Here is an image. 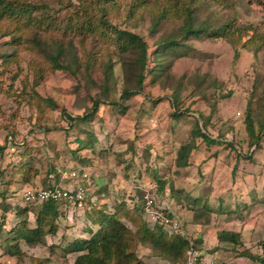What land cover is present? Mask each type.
Returning <instances> with one entry per match:
<instances>
[{
	"label": "rangeland",
	"instance_id": "374dc122",
	"mask_svg": "<svg viewBox=\"0 0 264 264\" xmlns=\"http://www.w3.org/2000/svg\"><path fill=\"white\" fill-rule=\"evenodd\" d=\"M24 1L32 6L29 19L0 18V191H5L3 205L11 209L3 213L0 207L4 223L0 264H73L84 252H68L67 245L89 239L95 230L83 214L89 207L73 210L62 205L52 234L43 235L34 246L22 241H8L7 246V233L18 221L12 209L20 203L23 189L19 175L14 174L16 181L10 175L23 161L41 174L55 165L93 169L89 197L94 196L95 182L111 183V193L106 195L110 203H104L109 212L112 204L121 201L131 210L135 196L140 198L144 189L152 193L158 181L170 186L168 191L166 184L157 189L155 201L161 206L168 195L180 204L185 201L182 194L169 193L174 185L189 190L203 180L226 186L227 168L214 175L219 164L231 167L236 162L242 177L247 176L243 185L263 189L264 130L253 149L248 145L244 116L249 101L254 131L264 123V44L259 40L264 38V0H112L104 4L109 26L138 36L146 47L142 92L122 102L121 91L132 89L138 72L134 54L119 56L110 38L85 32L87 15L77 0ZM187 2L194 7V24L205 23L213 29L230 22L233 40L210 34L197 39L178 36L182 20L177 18L162 20L151 30L159 7L167 5L177 12ZM170 37L177 43L175 48L166 45ZM108 61L110 71L104 70ZM93 100L98 108L90 116ZM67 116L83 118L66 122ZM203 124L201 132L215 144L195 136L196 127ZM182 145H194L195 155L184 182L172 171V157ZM252 152L254 160L246 161ZM36 208H29V229L34 228ZM182 208L177 216L171 214L174 226L168 231L181 236L179 220L189 210ZM239 213L228 218L233 226L222 228L234 229L242 222V244L258 255L264 243V205ZM123 222L134 235L139 222ZM134 244L131 248L142 264H167L149 246ZM219 254L220 261L211 258L215 264H258L234 257L229 244H222Z\"/></svg>",
	"mask_w": 264,
	"mask_h": 264
},
{
	"label": "trees",
	"instance_id": "16d2710c",
	"mask_svg": "<svg viewBox=\"0 0 264 264\" xmlns=\"http://www.w3.org/2000/svg\"><path fill=\"white\" fill-rule=\"evenodd\" d=\"M80 11L87 15L86 18V29L85 32L88 34H97L105 39L110 38L115 44L118 54L121 55H132L135 56V65L138 67L137 74H134V82L131 90L123 89L120 93L119 100L122 102L126 100L128 96H131L135 93L142 92V71L145 67L146 60V47L142 40L127 31H119L115 28H111L108 22L104 19V4L112 0H91V3L85 2V0H77ZM262 2V1H260ZM188 4H183L179 8V11L175 12L173 9L168 8L167 5H163L160 8V11L156 13L155 19L153 18L151 24V30H153L157 24L167 18H177L182 20V25L178 30V36L183 35L187 38H200L204 35L210 34L213 37L224 38L226 40H233V32L231 23H224L210 29L205 23H196L194 24V7L191 5V2ZM32 6L28 3H25L24 0H0V18H24L29 19ZM87 13V14H86ZM131 13H134L133 10ZM25 21V20H24ZM260 44H264V38H260ZM251 41V40H250ZM248 42L252 43V42ZM256 42V41H255ZM254 42V43H255ZM166 45L170 48H175L177 43L175 39L170 37L167 39ZM237 57V53L234 52V58ZM77 68L79 63L76 62ZM112 69L111 62H107L104 65V70L110 71ZM111 105L117 106L118 103H110ZM171 107L174 111V102L170 101ZM98 108V101L93 100L90 109V116L93 115ZM88 115V116H89ZM83 117H66V122L72 120H82ZM204 124L202 127H196L195 136L200 138L205 143L215 144L217 141L211 139V137L206 136L203 130ZM244 128L249 140V144L254 146L253 149H257L258 145V135L261 131L264 130V123L258 124L257 130L254 131V118L253 113L250 108V102H247L245 108L244 116ZM193 139V138H192ZM191 139V140H192ZM231 143H228L227 147H230ZM82 146L80 149H83ZM194 149V145H182L176 152V158L174 161L175 167H183L187 165V157L191 150ZM79 150V149H77ZM252 154V153H251ZM248 158L244 156L243 159ZM38 171L35 168L31 169L29 164L23 161L19 163L13 169L11 177L13 174H19L24 182L29 181V179L36 175ZM13 175V176H12ZM10 177V178H11ZM166 183L164 181L157 182V189L160 191ZM58 181H50L43 188L56 186ZM157 189L154 190L155 196ZM4 190L0 191V207L3 213L11 210L8 205H3L4 202ZM92 199V197H91ZM136 204H132L131 210L128 208L124 201L114 203L112 205L111 211L109 212V207L103 204H92L90 200L87 202L83 211V214L86 216V221H88L91 226L95 228L91 232V236L87 240H75L71 244L67 245L68 252H84L82 255L78 256L73 264H142L140 259L137 258L131 247L133 243L140 245L149 246L151 253L154 256H157L167 263L170 264H184L185 263V252L188 248V239H185L180 234H175L173 232L165 231L163 226L158 223H151L149 220L144 218L142 212L143 200L142 194L140 198L135 196ZM138 200V201H137ZM159 204V203H158ZM160 205V204H159ZM62 206L61 202H44L40 204L33 205H14V216L17 223L14 227L7 233L8 241H22L27 246H34L38 243L40 239L45 234H52L55 229V220L59 217L58 209ZM30 207H37L34 216V228H27V214ZM84 207V208H85ZM161 212L172 219L171 213L164 207L161 206ZM109 209V210H108ZM201 210H206L203 208ZM205 212H208L206 210ZM204 211L200 212L197 216L204 217L206 216ZM195 217V216H194ZM196 218V217H195ZM124 220L132 224V222H139V225L134 233L131 234L129 229L124 224ZM3 221H0V234L3 229ZM217 241L219 243H228L231 244L233 250L240 245L239 235L232 232H219L217 233ZM194 246L199 250V241L191 240ZM134 244V245H135ZM7 246H10L7 244ZM262 253L264 254V243L261 245ZM12 249L7 251V254L12 255ZM240 256H244L256 262L258 264H264V257H253L245 251L240 252Z\"/></svg>",
	"mask_w": 264,
	"mask_h": 264
},
{
	"label": "crops",
	"instance_id": "0c3cea01",
	"mask_svg": "<svg viewBox=\"0 0 264 264\" xmlns=\"http://www.w3.org/2000/svg\"><path fill=\"white\" fill-rule=\"evenodd\" d=\"M83 149H86V147H84ZM193 153L194 151L192 149L191 152L188 154L186 166L178 167V168L175 167L174 164L172 166L173 170L172 169L171 170L173 171V174L178 175L177 178H180L183 182L184 180H188L187 178L188 175L186 173L192 167V165L190 166V164H192V161L195 158V155ZM250 157L251 158L246 161L254 160L253 152ZM172 158L173 160H175L176 152L174 153V156ZM219 165H221V167H219L218 165L214 167V172H215L214 175L218 174L221 168L224 167L227 168L228 181L226 180L227 182L225 183L227 184L226 186H222V187L217 186V184H215L216 182L208 184L200 179H198L200 181H198L196 185H193V188L189 190H185L179 186L175 187L174 185V187L171 188L169 193L175 192L177 195L182 194L180 197L185 201L182 202V204H180L178 201L176 202V200H174L171 195H168L169 197H165L167 199L164 200V202L162 203L164 205L162 206H164L171 214L176 216L179 210H181V207H183L182 209H184L185 211L187 208L189 209L187 211L188 216L179 220L182 226V230L184 232V234L182 233L183 237L188 240L199 241V250L203 254L205 253L204 254L205 257L207 255L206 258L208 257L209 259L214 258V260H216L217 262L221 260V254L219 253H221L222 244L228 245V243H219L217 241L216 236L217 233L224 231V232L237 233L239 235L240 245L234 250L232 248L234 257L250 260L247 257L240 256L241 255L240 252L245 251V253L253 257H257L258 255L262 254V248L258 255H254V253L244 243L242 244L244 235L242 233L241 227L239 226L242 222H239L238 226L234 229L224 230L222 227L227 226V224H230L229 225L230 227L233 226V222L229 223L228 218L239 215L240 214L239 211H241L242 209L246 208V213L247 212L249 213L251 209L252 210L254 209L255 206L264 205V187L262 190L261 189L255 190L253 189V187H248V185H243L242 180L243 179L246 180L247 176L246 178L242 177L241 170H238L236 168L237 166L236 162H234L231 167L230 166L228 167L227 165H223V164H219ZM55 168H60V167L55 165L52 168V170L50 172H47L46 174H41L39 172L34 176L30 174L32 177L27 182H24L21 176L18 174L20 178L18 179L20 185H22L23 188L34 187V186L44 187L48 184V182H50L46 178L47 175L51 173ZM212 168L211 167L209 168V172L212 171ZM60 169H66V170L71 169V170H79V171L83 170L89 175L90 184L92 182L91 175L93 174V169H90L89 167L77 166L74 168L70 167V168H60ZM11 178L13 179V177ZM12 179H10V182ZM237 179L240 182H238ZM16 180L17 179H13V181ZM55 180L58 181V176H55L54 181ZM95 185H96L95 187L96 191L94 192L95 197L92 196L93 204L97 205L98 203L100 204L101 202H102L101 204L110 203L109 202L110 196H108L107 198L106 195H110L109 193H111V183L105 182L102 184L101 182H95ZM167 185L168 183H166L165 189L168 191L170 189V186ZM91 188L92 185H90V189H89L90 191ZM153 190H155V188ZM100 191L105 193V195L99 196ZM99 197L100 199H98ZM18 205H20V203ZM203 208H206L208 212H205L206 210H201ZM202 211L205 212L206 216L204 217L197 216Z\"/></svg>",
	"mask_w": 264,
	"mask_h": 264
},
{
	"label": "built area",
	"instance_id": "2783aa9c",
	"mask_svg": "<svg viewBox=\"0 0 264 264\" xmlns=\"http://www.w3.org/2000/svg\"><path fill=\"white\" fill-rule=\"evenodd\" d=\"M10 139H8L9 141ZM58 176V185L43 188L40 186L23 188L20 195V205H33L44 202H61L68 209H82L87 202L91 200L89 197V175L83 170H66L55 168L47 175L48 181H54ZM143 206L142 212L144 218L151 223H158L166 231L174 226L171 219L161 212V205L155 201V192L153 190H145L142 194ZM172 225V226H171ZM184 264H215L212 259L206 258L204 254L198 250L191 240L188 241V248L185 252Z\"/></svg>",
	"mask_w": 264,
	"mask_h": 264
}]
</instances>
